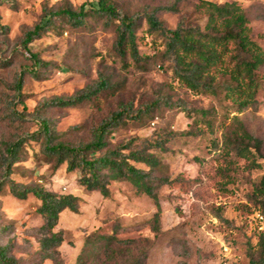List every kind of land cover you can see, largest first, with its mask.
<instances>
[{"label":"rangeland","instance_id":"1","mask_svg":"<svg viewBox=\"0 0 264 264\" xmlns=\"http://www.w3.org/2000/svg\"><path fill=\"white\" fill-rule=\"evenodd\" d=\"M96 1L0 0V25L5 26L0 28V247L20 264H77L80 256L79 264H102L108 238L146 239L132 249V261L145 251L141 264L258 262L261 249L253 215L261 212L248 196L264 174V161L257 160L260 169H248L247 162L234 154L214 153L222 131L235 129L236 122L229 120L235 109H229L222 95L192 92L176 80L172 61L162 55V39L147 34L144 15L154 13L167 29H174L182 18L203 26L205 18L195 10L200 1L234 2L244 11L251 39L264 50V0H114L120 15L136 20L138 58L130 52L124 57L116 53L118 21L94 17L86 20V27L72 28L54 19V27L28 45L44 64L35 71L21 44L24 34L42 25L44 14L51 10L78 11L81 5ZM167 7L176 11L164 10ZM260 76L256 103L238 119L262 143L264 155V71ZM79 92L88 98L75 106L50 105ZM121 111L139 116L122 118L118 127L109 130L101 155L142 150L144 140L158 144L159 148L146 151L151 152L153 164L137 165L150 175L158 196V235L149 223L155 213L153 201L128 182L106 180L108 195L104 197L84 189L77 171L69 172L66 165L56 168L41 153L44 137L37 134L42 120L54 141L79 148ZM20 140L17 160L4 179V145ZM9 180L31 188L47 186L54 194L78 199L75 212L59 214L55 231L67 235L58 253L40 249L43 219L36 212L40 202L31 194L23 200L13 197ZM216 208H221L228 223L214 220ZM219 242L229 244L226 258L220 254Z\"/></svg>","mask_w":264,"mask_h":264},{"label":"trees","instance_id":"2","mask_svg":"<svg viewBox=\"0 0 264 264\" xmlns=\"http://www.w3.org/2000/svg\"><path fill=\"white\" fill-rule=\"evenodd\" d=\"M175 9V7L164 8L166 11H176ZM195 10L204 16L203 26L182 18L174 29H167L157 20L154 13L145 14L147 34L162 39L164 46L162 55L165 59L172 61L174 76L180 84L192 92L203 91V93L214 96L222 95V100L228 103L229 109H235V115L229 118L230 122H236L235 129L231 133L222 131L221 143L214 144V153L234 154L237 159L240 158L247 162L246 168L260 169L261 163L257 160L264 161L262 143L245 130L238 115L256 103V95L260 86L259 78H263L260 72L264 71V50L251 39L247 27L248 20L238 4L200 1ZM94 17H103L107 21H118L115 28L117 37L114 49L116 53L124 57L127 52H130L134 58H138L135 47L137 38L135 18L120 15L114 0H97L95 3L81 5L78 11L69 8L51 10L44 14L45 21L42 25L37 24L24 34L21 44L25 50L24 54L32 61V68L37 71L44 64L36 54L31 53L28 45L40 39L47 29H52L54 19L66 21L72 28H80L86 27V20ZM0 28H5V26L0 25ZM20 86L18 82V89ZM101 86H104L103 83ZM84 98H88L87 93L79 92L67 99L57 98L50 105L63 108L72 107ZM138 116H131L127 111L112 114L95 130L92 141L79 148L54 141L52 132L44 120L41 121V129L37 135L42 134L44 137L41 153L46 163H54L56 168L66 165L69 172L77 171L80 174L79 183L87 191H98L106 197L108 195L106 180H122L128 182L138 193L150 198L155 206V213L149 220L150 229L152 233L158 235L161 232V207L158 196L152 186L150 175L137 166L145 164L150 167L153 164L151 152L146 154V151L159 148L158 144L144 140L145 145L142 150L129 151L127 154L114 150L101 155V150L106 146L104 137L109 130L118 127L122 118L131 120ZM153 119L156 118L153 117ZM205 123L210 125L208 122ZM155 125H157L156 122L153 127ZM22 143L23 141L20 140L11 145H4V152L7 154V163L6 160L2 161L5 167L4 179L10 176L11 167L17 160L18 150ZM127 149V147L122 148L123 151ZM97 152L98 156H95ZM164 183L171 184L169 181H164ZM9 185L13 197L23 200L31 194L40 202L36 210L43 219L40 227L43 235L40 240V249L46 254L58 253L57 248L66 241L65 235H67V232L55 231L59 214L65 210L75 212L78 199L72 195L54 194L50 189L15 184L12 180H9ZM248 201L260 210L259 214L264 219V174L253 183ZM215 210L214 220L218 223H228L221 215V208ZM258 234L261 257L258 262L252 261V264H264V228ZM144 241L147 240L108 238L101 255L103 257L101 263L127 264L131 262L132 249H138L140 243ZM226 245L229 246L228 243ZM145 257L146 252L143 251L142 257L136 258L132 264H141L142 258ZM123 258H126L125 261ZM80 259L81 256L77 264ZM0 264L20 263L7 255L6 248L0 247Z\"/></svg>","mask_w":264,"mask_h":264},{"label":"built area","instance_id":"3","mask_svg":"<svg viewBox=\"0 0 264 264\" xmlns=\"http://www.w3.org/2000/svg\"><path fill=\"white\" fill-rule=\"evenodd\" d=\"M153 125H154V122L151 123V126H153ZM45 189H48V187L46 186ZM253 216H254V220H255L256 225H257V230L262 231L264 228V219H263L262 215L259 214L258 212H255ZM219 243H220L219 244L220 254L222 255L223 258H226L227 256H229L231 251H230L228 245H225L224 242H219ZM222 264H227V263L222 261Z\"/></svg>","mask_w":264,"mask_h":264}]
</instances>
